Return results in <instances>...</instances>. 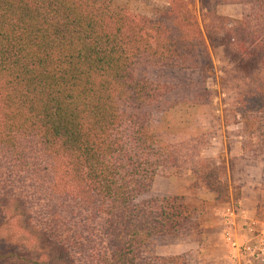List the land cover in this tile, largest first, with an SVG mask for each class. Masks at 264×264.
<instances>
[{
    "label": "trees",
    "instance_id": "obj_1",
    "mask_svg": "<svg viewBox=\"0 0 264 264\" xmlns=\"http://www.w3.org/2000/svg\"><path fill=\"white\" fill-rule=\"evenodd\" d=\"M166 1V12L147 17L111 0H0V264H200L155 255L195 221L182 197L151 195L154 178L188 171L217 203L240 190L196 147L162 145L153 131L156 116L210 100L198 88L173 97L168 82L151 79L204 76L210 62L185 2ZM232 2L242 16L227 25L222 88L235 94L244 136L259 141L250 156L264 157V130L253 129L264 127V0ZM253 52L260 59L250 65ZM6 221L33 250L12 241Z\"/></svg>",
    "mask_w": 264,
    "mask_h": 264
},
{
    "label": "rangeland",
    "instance_id": "obj_2",
    "mask_svg": "<svg viewBox=\"0 0 264 264\" xmlns=\"http://www.w3.org/2000/svg\"><path fill=\"white\" fill-rule=\"evenodd\" d=\"M111 1L115 8L127 9L147 17L158 16L168 9L166 0ZM183 1L186 4L183 9L184 20L195 19L204 37L210 59L205 67V75L198 70H165L153 72L151 79L168 82L174 93L181 87L198 88L196 91L206 89L210 100H206L204 96L206 101L203 100L202 104L177 105L156 116L153 131L162 145L177 147L186 144L196 147L193 152L199 153L200 159H205L218 168L220 180L231 188L237 187L240 199L243 197L249 203L240 206L238 200L234 199L217 203L213 193L194 186L190 172L183 171L175 175L159 171L153 180L151 195L182 197L193 211L195 226L175 239L161 242L160 246L154 247V253L163 257L192 254L200 264H237V255L232 251L230 243L233 240H243L244 223L255 220L259 223L258 231L264 229V157L250 156V148L259 145V141L256 134L252 135V140L244 136L242 121L234 108L235 94L222 88L223 78L230 68L227 55L232 51L227 47L231 44L227 25L241 18L242 8L235 5L233 0ZM250 58V65L257 64L260 59L255 52L251 53ZM190 93V96L186 93L182 95L191 99L194 94ZM253 129L263 131L264 127L254 124ZM247 141L250 147L245 144ZM242 147H245V154L242 153ZM231 206L238 208L232 226L225 224V220H232V217L225 216L227 208ZM6 222L4 229H10L12 241L33 250L31 243L20 239L12 222ZM225 232L230 233V241L224 235Z\"/></svg>",
    "mask_w": 264,
    "mask_h": 264
},
{
    "label": "built area",
    "instance_id": "obj_3",
    "mask_svg": "<svg viewBox=\"0 0 264 264\" xmlns=\"http://www.w3.org/2000/svg\"><path fill=\"white\" fill-rule=\"evenodd\" d=\"M237 211L238 208L236 206L227 208L225 216L232 217V220H225V224L233 225V218H235L234 215ZM258 226L259 223L255 220L246 221L244 223L243 240H233L230 243L232 251L237 255V264H264V229L259 232ZM224 235L230 241V233L225 232Z\"/></svg>",
    "mask_w": 264,
    "mask_h": 264
},
{
    "label": "crops",
    "instance_id": "obj_4",
    "mask_svg": "<svg viewBox=\"0 0 264 264\" xmlns=\"http://www.w3.org/2000/svg\"><path fill=\"white\" fill-rule=\"evenodd\" d=\"M237 203L241 206V205H243V206H246V204H248L249 202L245 199V198H243V197H241V199H239L238 201H237ZM248 208V207H247ZM249 209V208H248ZM247 210V209H246ZM248 211V210H247ZM250 211H248V213H249Z\"/></svg>",
    "mask_w": 264,
    "mask_h": 264
}]
</instances>
